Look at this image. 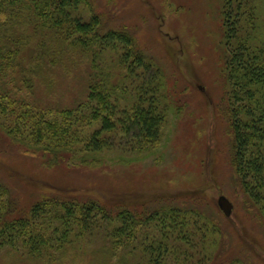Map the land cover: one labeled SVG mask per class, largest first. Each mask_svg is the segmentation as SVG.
I'll list each match as a JSON object with an SVG mask.
<instances>
[{"label": "rangeland", "instance_id": "rangeland-1", "mask_svg": "<svg viewBox=\"0 0 264 264\" xmlns=\"http://www.w3.org/2000/svg\"><path fill=\"white\" fill-rule=\"evenodd\" d=\"M222 4L223 0H90L74 9L72 14L84 20L97 14L102 32L109 28L130 32L144 54L162 68L161 100L169 106L167 120L160 140L143 149L118 123L116 130L101 136L109 139L102 151L87 153L90 160L102 163L84 164L80 155L103 118L125 120L141 98L137 87L142 81L137 76L129 80L126 69L117 65L114 70L122 74L123 91L110 95L104 107L88 100L87 62L49 67L35 75L30 101L39 108L74 109L67 116L61 113V119L70 120L67 129L73 134L68 133L67 142L80 155L51 166L46 163L49 155L26 153L28 145L0 130V180L9 187L13 202L27 209L42 196L52 195L98 200L113 212L127 208L152 212L163 205L196 208L221 229L213 250L217 264H264V201L248 198L233 162L231 112L249 100L231 96L233 87L223 72ZM248 4L244 10L250 6L257 12L255 41L264 46V0ZM252 26L249 18L245 20L246 33ZM244 35L242 31L240 37L245 39ZM120 52L108 51L107 63H116ZM260 104L264 109V97ZM50 116L58 117L55 112ZM221 195L233 203L229 216L218 205ZM104 231L69 244L49 264H140V253L114 249ZM0 264L47 262L3 246ZM165 264L180 263L171 255Z\"/></svg>", "mask_w": 264, "mask_h": 264}, {"label": "trees", "instance_id": "trees-1", "mask_svg": "<svg viewBox=\"0 0 264 264\" xmlns=\"http://www.w3.org/2000/svg\"><path fill=\"white\" fill-rule=\"evenodd\" d=\"M249 1L223 0V72L233 87L231 96L238 101L249 100L231 112L233 162L248 198L261 202L264 46H257L259 42L255 41L256 8L243 9ZM84 3L90 0H0V130L14 142L28 145L26 153L49 155L46 163L51 166L80 155L67 142L68 135L73 134L67 129L70 120L61 119V113L68 115L74 109L39 108L30 99L35 75L59 63L68 66L87 62L88 100L104 107L110 95L123 91L122 74L114 70L117 65L126 69L129 80L137 76L142 81L137 87L141 98L125 120L103 118L101 128L80 155L84 164L102 163L90 160L87 153L102 151L109 139L101 136L116 130L118 123L122 124L121 131L137 139L143 149L160 140L167 120L169 106L161 100L165 95L161 90L162 68L144 54L127 30L109 28L102 32L103 23L97 14L89 20L75 17L72 11ZM248 18L254 26L246 33ZM242 31L245 39L240 37ZM112 50L122 52L116 53L117 62L111 66L105 54ZM53 112L57 118L50 116ZM208 221L196 208L163 205L152 212L138 213L128 208L113 212L98 200L52 195L42 196L25 209L13 202L9 187L0 180V247L22 249L23 255L44 259L47 264L55 262L69 244L102 229L114 249L123 247L130 254L140 253V264H165L171 255L180 264H217L213 250L221 229Z\"/></svg>", "mask_w": 264, "mask_h": 264}, {"label": "water", "instance_id": "water-1", "mask_svg": "<svg viewBox=\"0 0 264 264\" xmlns=\"http://www.w3.org/2000/svg\"><path fill=\"white\" fill-rule=\"evenodd\" d=\"M218 205L227 216L231 214L233 210V203L226 195H221L219 197Z\"/></svg>", "mask_w": 264, "mask_h": 264}]
</instances>
